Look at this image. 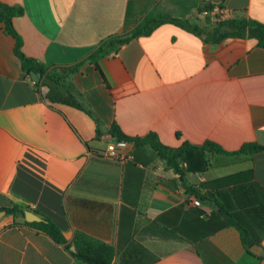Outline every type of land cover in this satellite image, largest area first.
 I'll return each instance as SVG.
<instances>
[{
  "label": "crops",
  "instance_id": "crops-1",
  "mask_svg": "<svg viewBox=\"0 0 264 264\" xmlns=\"http://www.w3.org/2000/svg\"><path fill=\"white\" fill-rule=\"evenodd\" d=\"M1 1L22 7L12 17L21 50L45 64L85 55L147 11L188 18L202 32L161 22L84 62L71 80L96 123L82 108L44 98L0 22V208L28 206L65 238L80 231L107 242L109 264H264L250 249L264 251V147L209 152L206 169L183 179L146 144L127 141L126 160L103 154L115 139L111 124L129 136L154 132L170 147L264 146V46L247 36L207 39L215 17L204 16L214 9L197 10L208 2L220 17L264 22V0ZM11 220L0 214V264H84Z\"/></svg>",
  "mask_w": 264,
  "mask_h": 264
},
{
  "label": "trees",
  "instance_id": "trees-1",
  "mask_svg": "<svg viewBox=\"0 0 264 264\" xmlns=\"http://www.w3.org/2000/svg\"><path fill=\"white\" fill-rule=\"evenodd\" d=\"M212 6L208 2H202L198 5L197 10L209 12ZM20 13H22L20 5L9 4L0 0V22L3 24L4 32L10 34L14 39L13 51L20 61L22 71L27 75H31V73L37 75L34 85L37 90H40L41 86L46 87L43 96L48 101L63 102L82 108L93 117L96 123L97 117L84 104L80 92L75 88L71 80L72 73L77 71L84 62L96 64L99 57L115 50L121 43L131 37L148 33L155 25L161 22H172L186 27L197 34L202 32L200 26L188 18L147 11L127 29L101 38L85 55L70 62L45 64L35 57L24 54L21 50V37L12 25V17ZM215 15L214 27L206 33L207 39L217 41L226 36H247L254 38L257 44L264 46L263 21L253 18L220 17L219 14ZM96 132L98 133L97 128ZM109 132L115 139H124L131 142L134 146L148 145L158 157L163 158L166 164L174 169L181 179H183L186 172H199L206 169L209 152H244L264 147L256 142H244L234 150H226L211 140H205L200 144L184 140L178 146L170 147L160 142L154 132H148L142 136H129L124 134L114 124L110 125ZM187 187L190 192L197 195L196 188ZM204 196L206 195L204 194ZM26 208L31 209L28 206L14 203L10 206L1 207L0 210H4L5 214L11 215L12 220L9 225H23L45 234L84 264L110 263L114 254L112 245L80 231H74L70 238H65L58 225L41 212L31 209L40 216V219L25 220L23 212ZM223 212L226 214L225 211Z\"/></svg>",
  "mask_w": 264,
  "mask_h": 264
},
{
  "label": "built area",
  "instance_id": "built-area-1",
  "mask_svg": "<svg viewBox=\"0 0 264 264\" xmlns=\"http://www.w3.org/2000/svg\"><path fill=\"white\" fill-rule=\"evenodd\" d=\"M212 9L216 10V8H212ZM201 12L207 13L205 10H202ZM28 78H29V81L34 85L35 79H33V77L31 75H28ZM126 142L127 141L124 139H114L112 141L107 142L105 145L103 154L106 157L113 158V159L115 158L118 160H126V159L132 158L131 152H129V151L128 152H122L120 150V147L124 146L126 144ZM190 202L192 204H195V205L200 204L199 198L194 196V195L190 198Z\"/></svg>",
  "mask_w": 264,
  "mask_h": 264
},
{
  "label": "water",
  "instance_id": "water-1",
  "mask_svg": "<svg viewBox=\"0 0 264 264\" xmlns=\"http://www.w3.org/2000/svg\"><path fill=\"white\" fill-rule=\"evenodd\" d=\"M31 76L33 77V79H37V75L36 74H33L31 73ZM4 211L3 210H0V214H2ZM23 217L25 220H28V221H31V220H39L40 219V216L35 213L34 211L26 208L24 209V212H23ZM73 247V246H71ZM252 252L254 253H261L263 256H264V251L261 250L262 247L259 245V244H253V247L250 248Z\"/></svg>",
  "mask_w": 264,
  "mask_h": 264
},
{
  "label": "rangeland",
  "instance_id": "rangeland-1",
  "mask_svg": "<svg viewBox=\"0 0 264 264\" xmlns=\"http://www.w3.org/2000/svg\"><path fill=\"white\" fill-rule=\"evenodd\" d=\"M215 14H217V12L214 10L211 13H208L207 16H204V18H206V19H209L210 17H215L216 18Z\"/></svg>",
  "mask_w": 264,
  "mask_h": 264
}]
</instances>
